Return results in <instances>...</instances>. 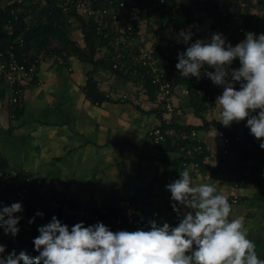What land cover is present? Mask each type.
Wrapping results in <instances>:
<instances>
[{"label": "crops", "instance_id": "crops-1", "mask_svg": "<svg viewBox=\"0 0 264 264\" xmlns=\"http://www.w3.org/2000/svg\"><path fill=\"white\" fill-rule=\"evenodd\" d=\"M74 29L72 25L70 40L84 47L81 29ZM92 70L75 55L71 71L53 61L42 63L36 77L25 83L23 106L15 119L10 114L8 86L0 78V164L4 169L14 177L35 175L56 193L70 194L78 206L122 209L128 203L144 205L148 210L143 223L149 231L153 221L175 228L183 213L190 211L176 205L181 210L178 214L167 189L181 178L180 171L190 168L193 185H214L227 197L230 219L242 218L258 258L264 260V155L262 163H253L249 171L254 183L242 187L233 175L213 176L199 167L179 165L183 153L161 150L149 138V132L160 125L158 108L121 101L119 93L131 84L103 70L93 77L110 98L97 104L86 91ZM185 88H175V104L183 111L178 121L201 125L189 97L181 101L179 94H184ZM223 91L222 86H215L214 106L204 114L207 121L213 120L211 117L219 120L221 110L215 106ZM200 134L211 153H216L220 146L216 129L210 126Z\"/></svg>", "mask_w": 264, "mask_h": 264}, {"label": "clouds", "instance_id": "clouds-1", "mask_svg": "<svg viewBox=\"0 0 264 264\" xmlns=\"http://www.w3.org/2000/svg\"><path fill=\"white\" fill-rule=\"evenodd\" d=\"M179 35L185 43L192 39L190 31L182 30ZM237 59L241 67L229 72ZM205 66L215 72L205 71L204 75L224 89L215 106L221 110L218 121L228 127L247 119L251 134L264 140V34L257 37L247 33L235 47L226 44L221 34H213L210 42L197 40L191 44L178 56L176 65L181 76L197 79ZM229 75L232 82L227 79ZM257 111L258 116L252 115ZM260 147L264 149V143ZM180 177L167 189L173 201L190 211L183 213L175 228L167 223L161 227L153 221L149 231L113 233L103 223L88 227L77 223L69 231L53 217L38 229L40 235L34 239L37 257L13 251L6 259L0 255V264H264L248 238L242 218L230 219L232 210L227 197L219 194L214 185H193L190 168L180 171ZM172 206L181 214L175 203ZM21 211L20 203L0 211V227L5 234H18L20 221L16 213ZM4 252L0 246V254Z\"/></svg>", "mask_w": 264, "mask_h": 264}, {"label": "built area", "instance_id": "built-area-1", "mask_svg": "<svg viewBox=\"0 0 264 264\" xmlns=\"http://www.w3.org/2000/svg\"><path fill=\"white\" fill-rule=\"evenodd\" d=\"M50 0H39L46 6ZM60 3L64 13H76L79 17L91 22L97 36L107 41V46L101 49L103 55H109L113 68L129 78L131 88L119 93V99L123 102L133 103L138 106L146 104L155 105V108L163 111L162 123L172 126L179 118V109L175 104L174 80L181 76L176 66L172 70L166 68V63L161 57L154 56V47H149L140 38L143 21L158 16L164 8L167 0H55ZM189 3V2H187ZM243 6V5H242ZM20 11L14 12L15 20H10L8 30H12V23L19 20ZM23 20L27 25L36 19H30L24 15ZM237 24L241 27L239 33H243V20L241 16L235 17ZM75 19L68 20L72 25ZM186 44L178 41L172 44L171 49H165L162 58L169 61H177L181 53H185ZM25 40L21 36L14 45L6 51L0 52V78L6 81L9 91V108L13 119L23 106L25 83L33 80L39 66L47 61H53L57 66L67 67L71 71V60L74 53L66 48L62 41L48 34L47 46L39 52L35 50L24 51ZM178 63V62H177ZM205 71L214 73V69L205 66L201 70L199 79L191 77L195 81L198 94L206 99L211 109L214 106L212 95L215 84L204 75ZM229 66V72H231ZM229 82L231 77L227 78ZM155 87L154 100L147 88L148 82ZM235 90L237 84L235 83ZM184 95L189 97L190 90L186 87ZM106 98L110 95L106 94ZM258 116V115H257ZM237 127L235 137L219 132L218 137L225 146H229L235 139L236 142L250 143L245 138V130L240 122H234ZM174 137L175 142L180 145L185 158L205 153V141L197 131L186 132L169 129L163 131L161 128L152 129L149 138L155 144L162 143L167 137ZM256 138V137H255ZM183 154V155H184ZM230 154L228 148L217 153H211L212 158L221 155L223 158ZM187 165V163H183ZM192 166L199 167L196 163ZM236 202V200H235ZM13 203H20L22 211L16 213L19 218V232L13 236L5 234L0 227V246L5 249L8 245L19 241L22 234H31L42 226L49 224L53 217H56L62 225L83 223L86 226H95L103 223L113 233L120 231L132 232V220L142 212L148 210L144 205L128 203L120 209L117 214H112V208L103 205L78 206L70 194H59L48 188L44 181L32 174H25L21 177H14L0 164V211L3 207L11 206ZM37 213H43L38 216ZM7 219V217H6ZM34 220V223H29ZM39 232V231H38ZM191 253H189L190 255ZM4 258V253L0 254Z\"/></svg>", "mask_w": 264, "mask_h": 264}, {"label": "trees", "instance_id": "trees-1", "mask_svg": "<svg viewBox=\"0 0 264 264\" xmlns=\"http://www.w3.org/2000/svg\"><path fill=\"white\" fill-rule=\"evenodd\" d=\"M36 1L37 0H16L9 6H5L4 8L0 7V52L9 49L21 36H23L25 40L24 51L35 50L39 52L47 46L48 34L53 35L56 39L62 41L66 48L71 49L81 62L93 68L92 72L88 74L86 91L88 97L97 104L107 100L105 94L98 88L97 82L93 77L97 71H107L129 81L128 77L113 68V63L110 60L111 57L102 54L101 49L107 46V41L97 36L91 22L79 17L76 13H64L59 6L60 3L55 0L48 1L46 6ZM190 1L191 0H185V2ZM201 2L204 6L207 18L213 21L212 30L218 29L220 34L225 38L226 44H231L233 47L246 39V34L249 33L248 31H255L259 29L260 23H264V19L259 16L254 22L255 15L251 12V9H249L251 5L259 4L264 6V0H201ZM17 11L21 12L19 20L12 23V30H8L9 21L15 20V15H13V13ZM162 11L169 16L167 22L168 28L179 33L182 30L187 32L188 29H191V32H193L194 29L191 24L193 21V13L190 7H185L184 4L181 5L177 0H167L161 12ZM24 15H29L30 19H36L37 22L35 24L32 22L30 25H27L23 20ZM238 16H241L244 23L243 33H239L241 27L235 20V17ZM71 18L75 19V22L78 23L82 31L84 47H77L68 36L71 26L73 25L68 24V20ZM180 41H183V38L180 39ZM165 49L167 48L155 46L154 56L161 57L166 63V68L172 70V68L177 65L178 60L173 62L169 61L166 57L162 58L166 52ZM230 66L231 70H238L241 67L238 59L233 61ZM236 84L238 91L240 90V83L237 82ZM178 85H185L190 90L189 100L194 107L195 116L201 119V125H181L179 121H175L171 127L167 126L165 123H162L163 111L157 109L156 112L160 125L156 128H161L163 131L174 129L177 131L185 130L186 132L197 131L201 133L205 132L208 127L213 126L216 129V137L220 141L219 149L215 152L219 153L224 148H228L230 154L224 158L218 155L212 160L210 156L212 151L206 146L204 154L185 158V154L181 151L180 145L175 142L174 137L169 136L164 142L159 144L152 142L158 145L161 150L183 153L184 155L177 160L179 165L187 163L188 166L191 165V163H196L200 169L210 172L213 176L219 173L233 175L236 184L240 187L253 184L254 179L252 177V172L249 173V171L253 163H262L261 156L264 155V149L260 147V144L264 143V140H258L251 134L250 128L247 127V119H245L241 121V123L245 130V138L248 140V143H250V147H248L247 143L236 142L235 139L229 146H225L223 141L218 137V133L225 132L226 135L235 137L237 127L234 122L228 127H225L222 123H217L213 120L207 121L204 114L209 107L206 103V99L198 94L195 81L191 77H178L174 80V86L176 87ZM147 88H149L152 100H154L155 87L151 86L150 81L148 82ZM178 109L180 110L179 107ZM252 115L257 116L258 111L252 113ZM254 172L258 174L257 171ZM176 205H179V203L176 202ZM106 207L110 206L106 205ZM119 210L120 209L112 208V214H117ZM145 215L146 212H142L132 220V232L138 230L146 231L145 224L143 223V221L146 220V218H144ZM74 225L76 224H66L69 231H71ZM85 227L88 226L85 225ZM107 228L109 229V227ZM39 235L40 233L38 231L31 234H22L17 243L6 247L4 258L6 259L8 255L15 251L16 254L25 252L30 258L34 259L39 255V253L35 251L34 239Z\"/></svg>", "mask_w": 264, "mask_h": 264}, {"label": "rangeland", "instance_id": "rangeland-1", "mask_svg": "<svg viewBox=\"0 0 264 264\" xmlns=\"http://www.w3.org/2000/svg\"><path fill=\"white\" fill-rule=\"evenodd\" d=\"M16 0H0V7L4 8L5 6H9L12 3H14ZM178 3L184 4L185 7H190L192 9V27H193V32H191V29H188L187 32H191L192 34V39L187 42L186 44L190 43H195L197 40H202L205 42H210L213 34H220L219 30H212V23L213 21L207 18L206 12L204 11V6L201 2V0H191L189 3L185 2V0H177ZM37 3L39 0L36 1ZM35 2V3H36ZM34 3V4H35ZM29 4V3H28ZM251 9V12L254 13V22L256 18L259 16L260 18L264 19V6L261 5H251L249 8ZM164 11V10H163ZM162 11V12H163ZM158 16H155L154 18L147 19L143 21L142 23V28H141V33H140V38L143 43H145L149 47H155L159 46L160 48L164 47L167 49H171L172 44L175 42L180 41V33L177 31H173L171 28L167 27V22H168V15H166L164 12ZM73 25L75 26L74 30H79V25L77 22H74ZM77 32V31H76ZM249 33L255 34L257 37L261 34H264V23H260L259 29L255 31H248ZM78 33V32H77ZM74 39H77V37H73ZM184 42V41H181ZM185 43V42H184ZM189 47V46H187ZM180 91V98L181 101H187L186 100V95H182ZM182 111V110H181ZM179 110V117L181 116V112ZM212 114V113H211ZM213 121H215L213 118ZM217 123H220L219 121H215ZM19 255V253H17Z\"/></svg>", "mask_w": 264, "mask_h": 264}]
</instances>
